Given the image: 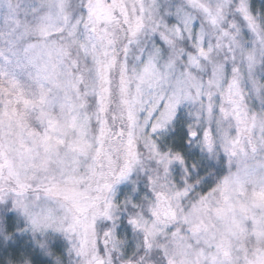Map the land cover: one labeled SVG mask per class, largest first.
<instances>
[{
	"label": "snow or ice",
	"instance_id": "1",
	"mask_svg": "<svg viewBox=\"0 0 264 264\" xmlns=\"http://www.w3.org/2000/svg\"><path fill=\"white\" fill-rule=\"evenodd\" d=\"M0 264H264V0H0Z\"/></svg>",
	"mask_w": 264,
	"mask_h": 264
}]
</instances>
